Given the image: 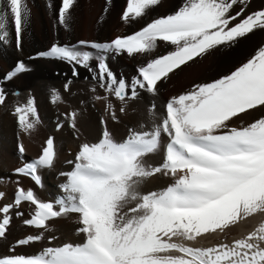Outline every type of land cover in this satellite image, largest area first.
Masks as SVG:
<instances>
[{
	"label": "snow or ice",
	"instance_id": "1",
	"mask_svg": "<svg viewBox=\"0 0 264 264\" xmlns=\"http://www.w3.org/2000/svg\"><path fill=\"white\" fill-rule=\"evenodd\" d=\"M161 3L126 0L120 20L125 24L147 21L131 34L102 43H53L32 58L68 62L73 77L79 76L77 66L87 69L96 81L92 91L99 87L107 93L93 99L105 101L107 118L118 121L110 95L121 103L123 113L128 101L138 99L141 92L158 96L159 84L182 66L232 49L257 30L264 31V7L248 12L250 0H182L171 13L149 19ZM74 4L75 0H60L59 25L68 26ZM27 16L24 0H6L0 11V44H9L11 20L15 46L22 49ZM158 46L171 50L153 55ZM85 48L96 50L95 55ZM124 53L151 57L138 66L130 83L122 75L118 79L107 63L108 56ZM93 58L95 68L90 65ZM28 70L19 61L2 79L11 81ZM71 82L64 84L65 90ZM60 100L59 91L53 89L51 101ZM6 102L7 93L0 87V105ZM155 108L153 100L148 109L150 127L129 128L120 141L102 116L98 141L82 143L73 159L66 161L70 169L59 173L61 194L54 202H43L32 189L17 183L14 201L0 205V238L7 237L12 211L22 202L35 206L23 224L41 231L17 239L9 254L0 255V264H264V222L231 242L191 246L206 235L264 216V45L228 74L172 96L163 105L162 116L156 115ZM253 112L262 114L243 122L242 117ZM15 115L25 133L40 123L34 98L17 106ZM65 115L75 129L77 113ZM237 120L240 126H233ZM61 127L57 123V130ZM161 150L162 163L145 164L147 154ZM18 152L25 154L23 143L18 144ZM56 158L54 138L48 136L41 154L14 172L42 187L41 170L52 169ZM157 174L172 182L142 193L146 179ZM4 199L6 194L0 191V201ZM69 214H78L81 243L65 242L31 256L15 253L17 247L44 239L49 220ZM15 216L24 213L16 211Z\"/></svg>",
	"mask_w": 264,
	"mask_h": 264
},
{
	"label": "bare ground",
	"instance_id": "2",
	"mask_svg": "<svg viewBox=\"0 0 264 264\" xmlns=\"http://www.w3.org/2000/svg\"><path fill=\"white\" fill-rule=\"evenodd\" d=\"M182 0H162L151 14L149 19L160 15H166L176 10ZM6 0H0V11L3 10ZM28 10L26 26L23 32V46L17 50L15 46L14 28L9 20L8 30L10 32L9 44H0V87L7 93V102L0 105V191L5 192L6 199L0 201V205L14 201L17 187L32 189L43 202H54L61 194L59 185L63 178L59 173L66 172L71 166L66 164L78 151L84 142H97L101 137V117L106 118V123L113 137L120 141L126 137L129 128H137L143 124L150 127L148 109L155 101L156 115L162 116L163 105L174 95H179L189 90L194 84L210 82L230 71L235 70L241 63L246 62L261 45H264V31L257 30L241 43L229 50L221 49L203 58H197L195 62H189L170 74V79L159 84V94L152 97L141 92L138 99L129 100L125 111H119L122 106L114 95L109 100L117 111L118 121L107 118L104 111L106 102L95 100L94 96H105L107 93L99 87L96 92L92 91L96 81L91 78L87 69L77 66L78 77L72 75V65L58 59L32 58L37 53L50 48L53 43L60 45H77L80 40L94 42H109L118 35H128L141 28L147 21L140 20L138 23L125 24L120 20L122 11L126 8V0H75L74 8L71 10V19L67 27L58 24V7L60 0H24ZM264 7V0H250L248 12ZM108 8L107 13L104 9ZM238 10V9H237ZM95 55L96 50L85 48ZM171 48L158 46L156 53L165 54ZM148 56L136 55L129 57L126 53L107 57V63L119 79L121 75L130 83L137 74V68L145 63ZM22 61L29 69L18 74L11 81H3V76L11 71ZM97 61H90L91 67L95 68ZM87 77V79H85ZM71 80L68 90L64 84ZM59 91L61 100L53 103L51 91ZM16 90V91H15ZM15 91V92H14ZM29 98H34L40 123L30 132H23L18 125L15 108L26 104ZM77 113L76 128L70 127L66 119L67 113ZM261 112H253L251 115L242 117L243 122H251L259 118ZM57 123L62 127L57 130ZM241 121L233 122V126H240ZM48 136L55 141L57 158L55 165L50 170H41L42 187L37 186L29 177L13 173L28 160H32L41 154L42 146ZM23 143L26 152L23 156L18 152V144ZM146 165L157 166L162 163L163 151L155 154H147L144 158ZM169 177L157 174L147 178L140 188L142 193L158 191L171 183ZM34 205L22 202L18 209L12 211V223L6 238H0V255L9 254L11 246L17 239L25 238L27 235L39 234L38 229L23 224V219L30 218L34 212ZM22 211L23 217H16L15 212ZM78 214H69L66 217L53 218L47 222L48 231L44 239L28 246L17 247L16 254L31 256L39 254L47 247L60 246L65 242L81 243L82 236L77 234L80 227ZM264 222V216L255 215L246 222L232 226L225 232H217L206 235L203 239L191 244V246L210 247L220 242H231L241 238ZM55 236V240L49 237Z\"/></svg>",
	"mask_w": 264,
	"mask_h": 264
},
{
	"label": "rangeland",
	"instance_id": "3",
	"mask_svg": "<svg viewBox=\"0 0 264 264\" xmlns=\"http://www.w3.org/2000/svg\"><path fill=\"white\" fill-rule=\"evenodd\" d=\"M15 91H16V90H15ZM15 91H14V92H15ZM14 170H15V169H13V173H15Z\"/></svg>",
	"mask_w": 264,
	"mask_h": 264
}]
</instances>
